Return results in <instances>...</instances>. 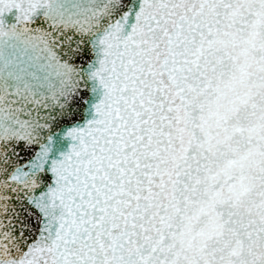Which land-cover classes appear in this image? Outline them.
Wrapping results in <instances>:
<instances>
[{
  "label": "water",
  "instance_id": "obj_1",
  "mask_svg": "<svg viewBox=\"0 0 264 264\" xmlns=\"http://www.w3.org/2000/svg\"><path fill=\"white\" fill-rule=\"evenodd\" d=\"M0 264H264V0H0Z\"/></svg>",
  "mask_w": 264,
  "mask_h": 264
}]
</instances>
